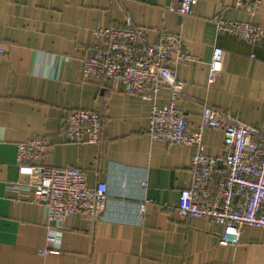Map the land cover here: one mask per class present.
<instances>
[{"label": "crops", "instance_id": "0c3cea01", "mask_svg": "<svg viewBox=\"0 0 264 264\" xmlns=\"http://www.w3.org/2000/svg\"><path fill=\"white\" fill-rule=\"evenodd\" d=\"M175 4L0 0V264H264V228L244 227L235 246H221L217 224L178 220L159 208L176 205L179 192L189 187L193 154L191 147L147 135L150 108L168 101V89L143 99L124 93L120 83L82 78L83 60L96 43L93 30L123 27L129 19L143 28L148 43L162 30L185 40L194 61L166 66L184 83L177 106L189 132L200 127L205 105L264 132V4L254 17L235 9V0H195L183 17L169 10ZM214 19L254 23L263 37L250 44L216 33ZM214 47L224 52V65L209 85ZM76 109L103 118L99 143L64 138V119ZM34 139L51 145L40 166L76 168L86 174L88 187H107L105 207L94 218L65 220L57 255L40 252L50 247L46 212L15 165L16 145ZM202 146L221 162L222 131L203 129Z\"/></svg>", "mask_w": 264, "mask_h": 264}, {"label": "built area", "instance_id": "2783aa9c", "mask_svg": "<svg viewBox=\"0 0 264 264\" xmlns=\"http://www.w3.org/2000/svg\"><path fill=\"white\" fill-rule=\"evenodd\" d=\"M175 1L169 10L181 17L189 15L195 4V0ZM263 4L264 0H235L234 7L254 17ZM214 25L216 33L233 35L250 44L263 37L262 29L251 22L214 19ZM92 35L96 43L91 47L92 54L83 60L82 78L120 83L124 93L143 99L168 89V101L150 108L147 135L168 146L193 148L189 187L179 192L176 205L159 208L169 210L178 220L201 218L217 224L222 228L221 246H235L244 227L264 228V132L208 105L202 109L198 130L189 132L185 115L177 106L184 83L166 66L169 61H194L185 40L162 30L154 42L148 43L143 28L129 19L123 27H98ZM3 54L0 48V59ZM223 65L224 52L214 47L208 66L209 85L216 82ZM103 124V118L94 111L73 110L64 119V138L74 144L95 145L101 139ZM206 128L223 133L221 162L204 153L202 130ZM50 148L46 139H34L16 145L15 149L18 175L25 178L34 202L46 212V244L50 247L42 249V255L59 253L60 233L66 219L75 215L94 218L107 201L106 185L88 187L83 171L40 166ZM146 204L147 201L140 205V212Z\"/></svg>", "mask_w": 264, "mask_h": 264}]
</instances>
